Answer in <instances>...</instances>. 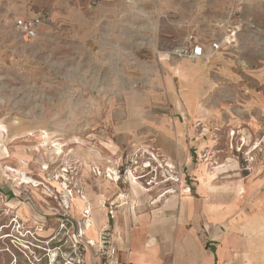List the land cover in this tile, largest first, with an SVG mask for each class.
Instances as JSON below:
<instances>
[{"label": "rangeland", "instance_id": "1", "mask_svg": "<svg viewBox=\"0 0 264 264\" xmlns=\"http://www.w3.org/2000/svg\"><path fill=\"white\" fill-rule=\"evenodd\" d=\"M27 6L49 13L36 36L24 38L14 24L12 42L0 34V237L13 235L0 239V250L7 248L16 264H45L42 248L55 244L46 240L66 218H81L80 195L92 204L91 216H105L99 199L128 193L129 184L119 179L114 193L115 183L105 186L95 173L104 175L108 166L121 174L136 166L133 175L144 177H129L151 190L138 193L147 209L161 208L163 200L152 202L169 189L165 198L185 197V187L195 195V183L206 188L215 178V195L233 200L227 210L258 213L264 228V0H29ZM228 29H237L234 45L207 60L166 57L187 31L209 44ZM175 62L195 63V71L181 79ZM54 143L63 147L61 156L52 154ZM180 146L178 160L169 153ZM19 160L44 181L39 196L3 172ZM42 162L47 169L40 170ZM169 174L179 181H166ZM151 176L156 181L146 183ZM127 201L123 207L133 205ZM66 226L69 233L57 237L69 246L75 225ZM9 251H0V264L13 262Z\"/></svg>", "mask_w": 264, "mask_h": 264}, {"label": "crops", "instance_id": "2", "mask_svg": "<svg viewBox=\"0 0 264 264\" xmlns=\"http://www.w3.org/2000/svg\"><path fill=\"white\" fill-rule=\"evenodd\" d=\"M28 2L0 0V34L7 41L12 42L13 35L16 37L11 28L16 17L39 18L36 34L49 18L48 11H34L27 6ZM180 149L181 146L176 147L169 154L179 160ZM129 189L130 186L127 194ZM205 189L200 191L197 182L195 195H171L163 199L160 209H147V199L139 198L140 188L136 186V194L130 193L128 197L132 206L118 207L113 218L106 214L91 216L94 229L91 228L88 236L96 238L104 229L119 258L130 264H264V228L259 225L260 215L227 210L233 200L226 199L225 195L216 196V190L206 192ZM112 190L119 191V185L115 183ZM209 203L218 207L210 209L206 205ZM88 264H102V261L95 258Z\"/></svg>", "mask_w": 264, "mask_h": 264}, {"label": "built area", "instance_id": "3", "mask_svg": "<svg viewBox=\"0 0 264 264\" xmlns=\"http://www.w3.org/2000/svg\"><path fill=\"white\" fill-rule=\"evenodd\" d=\"M39 20V18L28 19L16 17L13 24L24 38L32 39L36 36V26ZM237 29H228V39H226L222 43L219 39H214L210 41L209 44L203 41L201 36H199L196 32H187L180 43L166 51V57L177 60H207L209 57L215 55L216 52L222 50L223 45H226V47L234 45ZM135 164H137V161ZM135 167H132V170H135ZM168 167L172 169V166ZM143 168L150 170V166ZM97 171H99V169H97L96 172ZM117 174L121 183L130 184L129 169L125 167L123 168L122 174L119 170L117 171ZM121 175L122 178L120 177ZM153 179H155L154 181H156V178L151 176L148 180H146V183H153ZM168 180L178 182L179 178L177 177V175L169 174V178L166 181ZM70 195H72L71 191ZM80 197L84 202L80 212L81 218H71L72 220H68L66 218L59 224L58 232L50 236L49 240H46V243L48 241H54L55 244L52 247L42 248L45 258V264H88L90 260L95 258L101 259L102 264H130L128 261L119 258L117 249L110 242L109 235L104 229L98 232L96 238L89 237L86 234L88 230L87 228L92 224V208L84 195H80ZM126 199L127 198H125L124 200ZM122 202L123 199L122 197H120V193L117 194V196L113 200L104 199L102 202V207L105 209V214L109 218H113L116 209L119 207L118 204ZM67 221H69L71 225H75V229H71L73 238L71 240V245L69 246H65L64 244V241H66V239L62 241L63 238L57 237V235L65 236L67 233H69V230L66 226ZM42 228L43 224L41 227H39L38 231H42ZM88 253L89 257L87 256Z\"/></svg>", "mask_w": 264, "mask_h": 264}, {"label": "bare ground", "instance_id": "4", "mask_svg": "<svg viewBox=\"0 0 264 264\" xmlns=\"http://www.w3.org/2000/svg\"><path fill=\"white\" fill-rule=\"evenodd\" d=\"M222 37H224L223 39H219L220 41H221V43L223 42V41H225L226 39H228V36H227V33L224 35H222ZM221 37V38H222ZM219 53V51L218 52H216V54H218ZM161 57L163 56V55H160ZM242 62V61H241ZM195 63H190V62H188V63H184V62H175V66H174V72L177 74V76L179 77V78H181V79H185L186 77H187V73L189 72V71H195ZM176 132V131H175ZM233 133H235L234 131H232V134ZM46 139H48V138H46ZM46 139H44V141L46 140ZM168 142V141H167ZM244 142H245V139H244ZM170 143V142H169ZM259 145H261V142H260V140H258L257 142H255V145L251 148V150H250V152L249 153H251V152H253V151H255L257 148H258V146ZM36 150H38V147H36ZM149 151V150H148ZM3 152V151H2ZM64 153V150H63V147L61 146V144L60 143H54L53 144V150H52V154L53 155H55V156H61L62 154ZM4 154V153H3ZM2 154V155H3ZM1 155V154H0ZM21 157V156H20ZM23 157H24V154H23ZM27 157V156H26ZM28 160V159H27ZM19 163H20V165L18 166V167H16V168H13V167H11V166H9V165H6L5 166V170H3V172L5 173V175L7 176V177H12V178H14V183H15V186L17 187V188H19V187H26V188H31V192L32 193H34V194H36L37 196H39V194L37 193V191H38V187H39V185H43L44 186V188L45 189H47V187H45V185H44V181L42 182V181H39V180H36V179H34V178H32L31 176H29L25 171H23V165H25V162L23 161V160H19ZM41 165H40V170H45V169H47V165H46V163H44V162H42V163H40ZM145 167L146 166H150V163H145V165H144ZM219 167H222V165H219V166H217V167H213V168H215V169H217V168H219ZM99 168V167H98ZM63 171H66L67 169H62ZM61 171V170H60ZM68 171V170H67ZM138 171V170H137ZM57 172V171H56ZM62 172V171H61ZM130 172V174H131V179L133 178L134 180H136L137 178H142V177H144V175H142V176H138V177H135L134 175H133V173H132V170H130L129 171ZM221 172V171H220ZM235 172V171H234ZM63 173H65V172H63ZM104 173V175H102V172H100V171H97L96 172V174H98L99 176H103L104 177V180H105V182H106V185L105 186H107V184L108 185H110L112 182L113 183H116L118 180H119V176H118V174H117V171L113 168V167H111V166H108V167H106L105 168V171L103 172ZM234 174V173H233ZM237 174V173H236ZM41 175H42V173H41ZM57 175V174H56ZM62 176H65V174H61ZM62 176H59V177H62ZM130 179V189H129V191H130V193H132V194H136V186L137 187H139L140 189H142V190H145V191H147V190H150V189H148V188H146V187H143V186H141L139 183H137L136 181H134V180H131ZM215 181V178H211V177H209V183H208V185H207V187H206V189H205V191L206 192H213L214 190H215V185H214V182ZM53 183H55V182H53ZM62 183V182H61ZM58 183V189H59V191H63L62 189H64L65 188V186H63V184L65 185V182L64 183ZM217 183V182H216ZM215 183V184H216ZM199 186V189H200V191H202L203 190V187H204V185L202 184V182L200 181V184L198 185ZM68 188V187H67ZM239 189V188H238ZM20 191V190H19ZM47 191V190H46ZM183 191V193H184V195H186V196H191V193H190V189H189V187H185V189H183L182 190ZM174 191H173V189H169V190H167V191H165L163 194H161L160 196H158L157 198H155V200L152 202V203H157V202H161L162 200H163V198H165L166 197V195H167V193H173ZM66 193V192H65ZM129 193V194H130ZM129 194H127V192L125 193V192H121L120 193V197H122V199H123V202H125V203H119L118 204V206L119 207H123V205L124 204H126L128 201H127V199L126 200H124L125 198H128L129 197ZM140 194V193H139ZM68 195V194H67ZM102 195H99V197H101ZM85 197V196H84ZM79 199L81 200V197L79 196ZM129 200V199H128ZM102 202H103V199L101 198V199H99V204H100V208H102L103 209V207H102ZM142 202V201H141ZM133 209V208H132ZM181 213H182V211H181ZM152 215V214H151ZM181 221V220H180ZM92 226V225H91ZM90 226V227H91ZM87 229H89V227L87 228ZM19 233V232H18ZM13 235H12V233L10 234V233H7V234H4V235H2L1 237H0V239L1 238H3V239H5V238H10V237H12ZM18 236V235H17ZM17 238V237H16ZM21 242H22V244H23V247H25V248H28V246H27V244H29V242L28 241H22V240H20ZM30 244H32V243H30ZM38 247V246H37ZM38 248H40V247H38ZM3 250H7V251H9L7 248H5V249H3ZM3 250H0V251H3ZM147 250V249H146ZM149 250V249H148ZM9 253L11 254V257H14V260H13V262L11 263V264H16V257L9 251Z\"/></svg>", "mask_w": 264, "mask_h": 264}]
</instances>
